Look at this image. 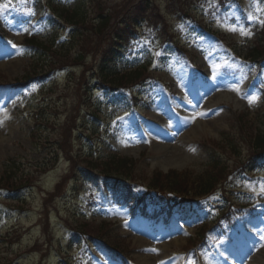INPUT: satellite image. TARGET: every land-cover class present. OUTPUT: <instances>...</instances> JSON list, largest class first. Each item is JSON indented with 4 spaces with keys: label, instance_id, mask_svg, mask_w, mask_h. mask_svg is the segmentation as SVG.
<instances>
[{
    "label": "rangeland",
    "instance_id": "374dc122",
    "mask_svg": "<svg viewBox=\"0 0 264 264\" xmlns=\"http://www.w3.org/2000/svg\"><path fill=\"white\" fill-rule=\"evenodd\" d=\"M51 1L56 2L59 0ZM74 1L77 0H70V4L73 5ZM78 1L85 2L84 0ZM122 1L102 0L103 4H112L114 5L113 7H116L115 4H120ZM36 2H38V8L33 7ZM168 2L169 0H154L155 5L158 6L162 14L168 15L167 21L171 25L175 23L172 22L174 17L170 18L172 9L167 8ZM46 4V0H0V5H7V7L0 8V23L5 28L4 36L0 38V75L4 76L10 85L22 75V72L26 69L25 67L30 62L29 57L24 54V51L19 46L22 39L27 35H35L40 40L46 39L50 37V32L54 30V25L57 26L56 21L52 20L53 25V23H46L45 18L41 17ZM203 5L205 8H203ZM199 6L200 8L196 7L195 11L202 12V15L207 19L209 7L212 6L219 10L218 14H215L214 23H216L219 31L228 35V40L231 43L234 41H240L241 43L246 37L252 39V27H246L245 24L262 23L264 19V0H208L205 3H200ZM87 7H90V11H92V5L89 4ZM109 8L111 7L109 6ZM116 9H118V6ZM212 12H214V9H212ZM242 17L247 18V21L243 20ZM176 26V28L180 29L177 31V33H180L178 37L183 38L182 41L184 42L182 44L187 45L186 48H189V51L190 49L202 48V50H205L207 48V51H203L204 55L199 63L204 67L202 71L207 76L208 82L203 84V80H199L198 77L196 78L191 73H188L185 59L180 58L176 53H170V50H166V47L164 49L159 47V51H150V39H147V30L143 27L138 35L141 36L140 39L130 43L129 55L124 57L118 66L121 72H126L130 68H135L146 62L150 55L153 57L151 69L158 72V76H156L158 78L150 80L138 89L140 93L150 96V107L149 109L140 107L139 112H137L139 114H136L127 105L126 101H122L124 97L125 100L129 97L127 93L116 95L115 97L120 98V100L116 99L115 103L110 104L107 100H112V98L103 96L102 92L94 91L92 95L95 99L94 104L97 107L105 105L106 113L108 114H102L101 116L102 119H106L110 123V128L109 131L99 130L107 138L99 140L92 149L95 151L99 149L101 152L105 149H111L118 151L119 155L138 160L143 152L139 150L141 148L140 145L144 142L152 143L155 141L157 145L164 144L165 141L169 145H176L177 142L175 153L169 155L160 156V153L156 152L155 154V151L152 150L155 158L150 159V170H174L179 172L190 170L202 173L206 168L207 162L205 155L199 150L200 143H206L208 140L226 141L225 133L230 129L233 114L246 112L248 119L253 120L256 125L261 126V121L264 123V90H262V88L264 89V71L260 80L255 83L257 86L254 89L246 88V83L253 80V76L249 73L250 69L247 66L231 61L230 57L234 59L233 55L225 52L221 45L218 50L215 48L213 50L206 40L188 34L190 31L184 24L178 23ZM232 28L238 30L231 31L230 29ZM239 29H243L250 35H241ZM183 34H185V38ZM57 35L61 36L63 40L66 38L67 31L61 27L57 31ZM195 41H197L196 44H200L201 48L192 44ZM166 53H169L168 57L170 58L165 61L163 59L160 62L158 58ZM53 79L51 83L57 87L54 91L55 95H52L53 102L55 101L58 107L62 106L65 101L66 103L63 108L57 110L55 115L53 112L47 111L49 125L43 129L44 136H54V132L60 131L75 106L76 92L74 85H67L68 88H66L63 76ZM259 85H262V88L257 89ZM2 89L3 91H0V170L4 164L3 161L11 158L27 160L31 164L35 161L41 162L46 158L45 151L48 149L40 150L39 153L34 150L30 133L33 130L31 128L33 118L36 116L43 118V114L37 112L36 106L38 104H41V107L46 105V97H49L46 95L47 91L43 92L42 87H33L26 91L18 92H11L9 86H3ZM217 93H221L222 96L230 95L231 100H222V97L218 96ZM41 97L42 99L40 100ZM43 98H45L44 101ZM253 98L254 102L250 104L249 100ZM227 106H229L230 111L226 109ZM51 107L53 110L54 104ZM175 110H181L182 114L178 113L173 116ZM261 110L262 112H259L261 116L258 118L259 115L256 114ZM15 111L20 115L15 116ZM137 121L140 124L139 129L136 128ZM53 123H56L59 127L52 129ZM112 124L115 126L113 127ZM88 127L92 128V124ZM148 147L153 148L151 144ZM242 149L245 148L242 147ZM164 158L167 159L163 161ZM67 171L68 164L65 159H59L55 168L47 174H43L33 189L22 194V198L25 199L23 201V211L16 208L17 203L15 201H5L1 196L3 194H0V234L3 235L12 227H17L21 232L24 231L25 233L20 248L15 250L16 253L23 254L17 264L43 263L41 258L44 248L41 247V243H38L40 249L36 254H26L25 250L29 249L36 241H43V222L40 213L43 200ZM84 181L82 179L77 184L76 190L74 189L75 181L71 182V184H66L65 197L55 202L52 208L50 207L49 221L53 227L55 248H60V243H63V241L65 246H68L69 238L72 235V233H69L68 225L69 222L78 221L73 219L75 217L73 216L74 213H80L81 216L85 214V210L81 208L88 204L89 197L86 198L85 195L89 196L92 192H94L95 197L102 195L97 187V177L93 176V179ZM240 189H243L242 191H246L248 194L261 195L259 198L264 199V171L260 172L254 181L244 182ZM216 200L217 198L214 201ZM236 200L239 202L247 200L246 202H248L252 198L248 199L245 195ZM21 212H24V214H19ZM101 213L100 210H96L90 217H95L98 221L101 219L109 220V217L112 221H124L127 216V211L118 207L112 208L110 212L104 213V215H100ZM207 216L208 213L201 214L200 218L192 216L191 220L184 223L183 231L171 225L170 228L178 234L176 235V243L168 237L162 239L164 231L159 230L161 235L158 234L157 237L161 241L158 242L159 244L168 245V249H164V254H167V257L162 260L164 256L158 253L157 250L159 245L155 242H150L147 243L143 258L149 264H156L158 261L160 264H222L217 256H213L214 252L213 254L208 253L201 256L198 260L192 259L191 254L185 252L183 237H185L187 232L192 231L191 227H196L203 220L206 221ZM246 228H256V232L262 234L257 245L259 251L251 256V260L246 259V257L238 259L235 254L231 259L236 260L238 264H254V262H260V260H262L260 263H264V220H260L259 224L257 219L254 222L243 219L235 224L232 232L233 239L230 241L232 244L230 245L229 243L228 245L227 241L229 240L226 237L220 241L223 248H225L224 252H227L228 257H230L232 253H229V251H232L234 247H239V240L246 235ZM119 230L120 227L118 226L112 227L113 232ZM185 231L186 233H184ZM126 241L130 247L135 245L129 240ZM136 245L139 248L141 247L139 244ZM217 246L214 247V251ZM134 250L135 252L132 256L138 253L137 249ZM102 251H104V248L101 246L96 248L85 243L80 245L74 243L70 248L72 255L70 263L110 264V259ZM62 254L59 249L55 252L51 251L44 264H66L65 256L67 254L65 252H62ZM152 255L154 256L151 257ZM156 257H159L160 260H157L158 258ZM135 264L141 263L135 261Z\"/></svg>",
    "mask_w": 264,
    "mask_h": 264
},
{
    "label": "trees",
    "instance_id": "16d2710c",
    "mask_svg": "<svg viewBox=\"0 0 264 264\" xmlns=\"http://www.w3.org/2000/svg\"><path fill=\"white\" fill-rule=\"evenodd\" d=\"M145 1V0H144ZM145 6L140 5L138 8H132L130 4L119 6L118 10L113 8L109 9L102 2H95V9L88 12L84 10L82 6L75 8L71 12H61L66 23L71 26L73 31L71 41L61 48L54 46L52 42L47 44H38L34 39L26 40L25 44L30 47L37 48V61L30 66V69L26 71V74L20 78L22 83H28L29 81L37 80L38 75L47 76L55 70L64 69L69 66L78 65L83 69L80 80L77 84L76 93L82 96L78 99V106L74 110L78 116L79 107L86 104L88 83L85 81L84 76L86 72L91 70L95 73L96 79L100 84L108 85L110 87H127L142 81L145 78V72H136L128 75H123L118 78L109 79V74L105 73L103 69L108 65L111 59L114 58L115 53L120 50V46L126 40H129L134 33L136 26L139 22L147 19L148 23L157 26L158 21L152 18L151 14H147L145 17ZM88 13V14H87ZM92 13V15H91ZM93 18V19H92ZM145 18V19H144ZM112 21V22H111ZM165 33V30H163ZM261 35V36H260ZM92 55L93 63L85 65L87 60ZM98 55L94 59V56ZM246 59L252 63H260L264 61V29L254 42H249L247 47ZM97 65V69L93 70L94 65ZM88 105V104H87ZM85 108L88 106H84ZM48 118L44 121V125L47 127ZM43 121V122H44ZM237 130L235 138L250 146V154L255 153L251 158L256 160L264 155V131L251 124L246 115H240L237 119ZM59 127L56 123H53L52 129ZM60 134V135H59ZM62 130L56 131L53 135L58 139L55 141L54 146L56 155L63 152L67 158L72 160V149H66V144H69L68 137H60ZM229 140V138H228ZM232 141V139H231ZM220 149H224L223 146ZM233 152L235 149L231 148ZM77 163L82 168L91 172H97L102 175H116L128 178L132 175L136 176L134 162L127 158H121L116 156H108L104 160L94 159L92 156H80L77 155ZM10 162V163H9ZM7 170L4 173H0V188L9 191H16L22 188L30 187L33 181L37 179L31 173L24 169V166L17 161H7ZM213 169H218L220 173L223 172V165L218 161L211 163ZM72 173V169H70ZM26 174V175H24ZM189 174H178L176 172H169L167 175L155 174L148 182L149 186L153 189L168 190L173 192H186V188L191 181L193 189L191 190L195 195H202L216 182L215 175H207L204 173L199 176H192L189 180ZM59 189V186L57 187ZM132 193L129 192V197ZM50 200V198H49ZM81 231H97L100 233L104 226L94 227L92 225H81Z\"/></svg>",
    "mask_w": 264,
    "mask_h": 264
},
{
    "label": "snow or ice",
    "instance_id": "6c2138e0",
    "mask_svg": "<svg viewBox=\"0 0 264 264\" xmlns=\"http://www.w3.org/2000/svg\"><path fill=\"white\" fill-rule=\"evenodd\" d=\"M4 7H7V5H0V8H4ZM230 30L231 31H237L238 29L232 28ZM239 31H240L241 35H250V33H246L243 29H239ZM253 102H254V98L249 100L250 104L253 103ZM153 251H155V250H153Z\"/></svg>",
    "mask_w": 264,
    "mask_h": 264
},
{
    "label": "bare ground",
    "instance_id": "6f19581e",
    "mask_svg": "<svg viewBox=\"0 0 264 264\" xmlns=\"http://www.w3.org/2000/svg\"><path fill=\"white\" fill-rule=\"evenodd\" d=\"M221 97H222L221 99H225L226 101H230V99H231V97L228 96V95H227V96H222V95H221ZM135 152H136V151H135ZM133 153H134V152H133ZM173 153H175V150L173 151ZM169 160H170V159H169ZM175 243H176V242H175ZM139 244H140V243H139ZM163 248H165V247H163ZM141 260H142L143 262H144V261L148 262V261L145 260L144 258L141 259ZM260 262H261V261H260Z\"/></svg>",
    "mask_w": 264,
    "mask_h": 264
}]
</instances>
